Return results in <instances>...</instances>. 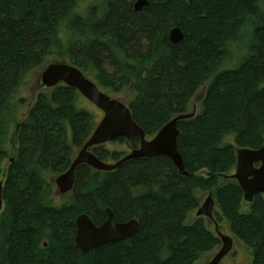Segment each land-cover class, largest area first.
I'll use <instances>...</instances> for the list:
<instances>
[{"label":"trees","instance_id":"obj_1","mask_svg":"<svg viewBox=\"0 0 264 264\" xmlns=\"http://www.w3.org/2000/svg\"><path fill=\"white\" fill-rule=\"evenodd\" d=\"M134 1L0 0V177L9 158L0 264H197L222 243L204 217L190 218L203 192L216 200L219 227L243 243L252 264H264V195L247 203L231 176L237 149L264 140V0H150L143 10ZM174 27L185 34L178 43ZM51 59L69 61L111 95L132 89L127 104L149 138L201 93L200 112L178 123L189 175L164 155L113 171L82 164L69 198L56 204L50 177L70 168L95 116L75 88L60 84L39 93L19 121L23 86ZM231 60L238 63L222 69ZM116 141L140 145L137 137ZM92 151L111 163L125 154L107 145ZM107 208L118 222L138 220L137 233L81 251L77 216L100 226Z\"/></svg>","mask_w":264,"mask_h":264},{"label":"water","instance_id":"obj_2","mask_svg":"<svg viewBox=\"0 0 264 264\" xmlns=\"http://www.w3.org/2000/svg\"><path fill=\"white\" fill-rule=\"evenodd\" d=\"M149 6V0H136L134 4L135 10H143ZM184 38L185 34L180 27L171 29L170 40L173 43H178ZM41 81L43 85L50 88L61 82L76 88L85 98L104 112L91 136L75 155L70 168L52 180L59 193L65 194L72 191L76 179V169L82 164L89 165L98 171H113L130 160L164 155L173 161L182 176L189 175L178 148L180 135L178 123L194 117L197 111L196 107L192 112L181 113L172 118L153 138L149 139L146 132L134 120L129 106L122 99L102 91L92 79L70 62L52 60L43 70ZM121 137L127 140L138 137L140 138V146L116 163L105 162L90 150L95 146L112 142ZM232 177L238 181L247 202H253L257 194L264 195V140L258 149H237L236 169ZM3 190L4 180H0V212L4 208ZM214 208L215 200L210 194L196 214L198 217L204 216L214 222ZM106 213L108 218L100 226L95 225L85 213L76 218L75 242L81 251L89 252L102 246L126 241L137 233L138 220L118 222L110 208L106 209ZM215 227L217 235L222 241V246L207 264H221L234 248L233 237L222 232L217 222Z\"/></svg>","mask_w":264,"mask_h":264},{"label":"rangeland","instance_id":"obj_3","mask_svg":"<svg viewBox=\"0 0 264 264\" xmlns=\"http://www.w3.org/2000/svg\"><path fill=\"white\" fill-rule=\"evenodd\" d=\"M236 57H238V55H236ZM237 63H238V60H234V61L231 60L230 62L226 63L222 67V69L232 68ZM44 68L45 67H43V68L40 67V68L34 70L30 74L29 79L27 80V82L25 83V85L22 88L21 93H22V97H24L26 99V105L22 108V113L19 115V121L22 120L24 115L29 111V109L31 108V106L35 102L39 93H41V92L51 93L53 90V88L46 87L42 84L41 76H42V72H43ZM200 94L201 93H197L196 96L192 99L187 112H192L194 110V107H196V109H197V114L200 112L201 104H202V101L204 98V96L202 97V96H200ZM132 95H133V90L132 89H126L121 94L115 95V97L122 99L125 103H128L131 100ZM79 99H80L79 100L80 102L79 101L78 102H79L80 106L83 108H87L88 111H90L95 116V120H94L95 121L94 128H95L98 125L101 118L103 117V112L98 107H96L93 103H91L89 100H87L84 96H82L81 94H80ZM15 127L16 126L14 124V126L11 130V134H13V135H14ZM10 142H11V140H10ZM224 142L225 143H234V137L228 136L224 139ZM14 144L15 143L12 144V148H13L12 152H16V148L13 147ZM106 145L110 150L125 151L124 156L126 154L130 153V150H131L129 148L128 143H126V145H125L123 143L121 144L117 141H114V142L107 143ZM79 149L76 150V153L79 151ZM12 155H13V153H12ZM8 161H9V158L6 159V161L4 162L3 171H5L7 169ZM233 173H235V169L233 170ZM56 176L57 175L50 177V179H54ZM1 179H4V177L3 176L0 177V180ZM208 196H209L208 192H203V193L198 194V198L200 200V206H202V204L205 202V200L207 199ZM68 198H69V193L62 194V193H59L57 189L54 192V201L56 204H60V203L64 202L65 200H67ZM191 217H197L196 211L191 213L190 218ZM205 219H206V222H207L209 228L215 232L214 223L211 222V220L208 219L207 217ZM221 230L224 233L232 235L234 237V248H233L232 252L224 259L222 264H252L251 253L243 245V243L238 241L235 238V236L229 230H227V229H221ZM220 248H221V245L218 246L215 250L212 249L210 251H207V252L201 254L200 257L198 258L197 264H207L214 257V255L216 254V252Z\"/></svg>","mask_w":264,"mask_h":264},{"label":"flooded vegetation","instance_id":"obj_4","mask_svg":"<svg viewBox=\"0 0 264 264\" xmlns=\"http://www.w3.org/2000/svg\"><path fill=\"white\" fill-rule=\"evenodd\" d=\"M135 2H136V0L134 1V4H135ZM200 96H202V95H200ZM200 96H199V97H200ZM210 194H211V193H210ZM210 194H209V195H210ZM225 258H226V257H225ZM225 258H224V259H225ZM223 261H224V260H223ZM223 261H222V263H223Z\"/></svg>","mask_w":264,"mask_h":264},{"label":"bare ground","instance_id":"obj_5","mask_svg":"<svg viewBox=\"0 0 264 264\" xmlns=\"http://www.w3.org/2000/svg\"><path fill=\"white\" fill-rule=\"evenodd\" d=\"M241 63H242V62H241ZM78 216H79V215H78ZM78 216H77V217H78Z\"/></svg>","mask_w":264,"mask_h":264}]
</instances>
